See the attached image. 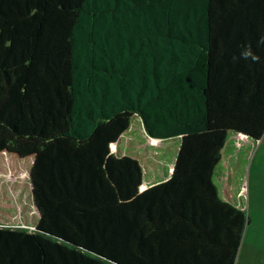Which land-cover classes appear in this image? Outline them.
I'll use <instances>...</instances> for the list:
<instances>
[{"label": "trees", "instance_id": "trees-1", "mask_svg": "<svg viewBox=\"0 0 264 264\" xmlns=\"http://www.w3.org/2000/svg\"><path fill=\"white\" fill-rule=\"evenodd\" d=\"M262 37L264 0H0V264H236Z\"/></svg>", "mask_w": 264, "mask_h": 264}, {"label": "rangeland", "instance_id": "rangeland-1", "mask_svg": "<svg viewBox=\"0 0 264 264\" xmlns=\"http://www.w3.org/2000/svg\"><path fill=\"white\" fill-rule=\"evenodd\" d=\"M241 158L235 183L241 187L244 185L242 181L246 182V205L250 222L247 224L236 264H264V136L253 147L244 149ZM27 166V162H22L18 169L9 165L0 170V198L5 201V197L9 196L11 206L7 204V208L10 210H4H15L16 221L23 220L26 215L30 217L33 212L27 189L23 191V185L27 182L24 179L28 174ZM18 170L19 174L25 171L21 178L14 177ZM20 193L23 195L20 196Z\"/></svg>", "mask_w": 264, "mask_h": 264}, {"label": "clouds", "instance_id": "clouds-1", "mask_svg": "<svg viewBox=\"0 0 264 264\" xmlns=\"http://www.w3.org/2000/svg\"><path fill=\"white\" fill-rule=\"evenodd\" d=\"M260 44H264V37L261 38V40L258 42V45ZM241 58L245 59V60H252L253 62H258L259 61V57L254 54L252 52V50L249 49H245L242 53H241Z\"/></svg>", "mask_w": 264, "mask_h": 264}]
</instances>
